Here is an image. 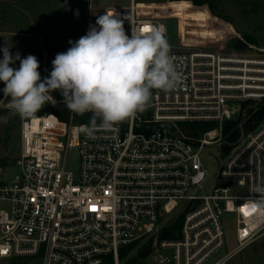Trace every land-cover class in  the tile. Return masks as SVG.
I'll return each mask as SVG.
<instances>
[{"label": "built area", "instance_id": "1", "mask_svg": "<svg viewBox=\"0 0 264 264\" xmlns=\"http://www.w3.org/2000/svg\"><path fill=\"white\" fill-rule=\"evenodd\" d=\"M137 3L116 8L129 36L148 26L166 34ZM91 23L98 27L88 22L84 35ZM170 55L181 85L153 90L146 111L111 129L88 135L90 123L72 112L66 120L48 112L22 119L17 155L0 161V264H106L108 257L120 264V250L139 239L151 242L141 264H226L264 235V214L246 203L264 185V122L242 128L227 152L222 139L223 122L264 99V56ZM193 123L216 128L193 138L182 128ZM213 146L222 157L210 174L201 153ZM8 168L17 169L12 178ZM224 214L233 216L236 247L217 257ZM179 218V228L161 237Z\"/></svg>", "mask_w": 264, "mask_h": 264}, {"label": "rangeland", "instance_id": "2", "mask_svg": "<svg viewBox=\"0 0 264 264\" xmlns=\"http://www.w3.org/2000/svg\"><path fill=\"white\" fill-rule=\"evenodd\" d=\"M130 1L0 0V50L7 47L13 57L19 53L21 59L29 54L36 56L40 64L38 70L43 80L49 77L55 56L71 47L69 40L75 42L84 36L88 22H96L97 17L104 14L105 8L128 6ZM201 1L206 2L195 4L192 0H138L137 6L148 12L146 17L165 25L166 38L171 50L190 49L264 56V0ZM211 9L216 15L212 14ZM75 10H77L76 16ZM125 32L129 35L127 31ZM243 35L249 36L253 41L248 43L244 50H232L226 46L230 39L243 40ZM2 59L3 51H0V60ZM19 63L20 61L16 60L10 67L18 68ZM4 87L5 84L0 81V161L2 163L10 162L17 155L20 123L25 119L10 106V97L2 92ZM55 93L59 91L51 92L50 96L53 97ZM53 99L55 104L52 102L49 104L62 109L63 100L54 97ZM254 104L246 102L234 118L235 122L241 123L240 129L242 124L247 122L243 111ZM46 107L41 110L44 111ZM261 122H264V119L256 123L250 122V127H255ZM243 131L248 132L249 129ZM209 153L210 155L204 150L201 158L208 172L212 174L216 167L215 159H221L222 153L215 146L210 148ZM16 171V168H8L9 178H12ZM221 222L225 244L217 257L231 252L236 247L233 216L224 214ZM145 243H147L146 239L134 242L133 247L124 254L122 263L127 264L132 254ZM151 261V258L147 259L146 264H151ZM226 264H264V235L232 255Z\"/></svg>", "mask_w": 264, "mask_h": 264}, {"label": "clouds", "instance_id": "3", "mask_svg": "<svg viewBox=\"0 0 264 264\" xmlns=\"http://www.w3.org/2000/svg\"><path fill=\"white\" fill-rule=\"evenodd\" d=\"M90 26L86 35L57 54L49 77L41 79L37 57L29 54L13 57L5 47L0 60L3 93L21 118H31L59 91L63 103L73 113H92L90 125L83 130L91 135L97 127L111 129L134 118L149 107L153 90L169 92L182 83L171 45L162 26L124 29V21L115 11L105 12ZM19 60V67H10ZM97 119L100 124L97 125ZM246 199L249 212L264 214V185L251 190Z\"/></svg>", "mask_w": 264, "mask_h": 264}, {"label": "trees", "instance_id": "4", "mask_svg": "<svg viewBox=\"0 0 264 264\" xmlns=\"http://www.w3.org/2000/svg\"><path fill=\"white\" fill-rule=\"evenodd\" d=\"M193 2H195V4H201L202 2H206V1H201V0H192ZM194 6V5H193ZM197 8H204L203 6L199 7V6H195ZM212 14L216 13L214 12V10L211 9ZM209 18L211 20V16L209 15ZM243 40L241 39H230L226 46H228L229 48H231L232 50H244L247 47L248 43H253L252 39L249 36L243 35ZM3 92V91H2ZM54 98H59L60 100H63V97L61 95V93H55L53 95ZM245 105V103L242 105V107ZM45 106L46 109L44 110L45 112L48 113H54L56 114L59 118L66 120L69 116V114L71 113V111L65 106V104H63L62 109H58L57 107H55L54 105H50L49 103L46 104ZM44 111L40 110L39 112H37L36 114H41L44 113ZM73 113V112H72ZM243 114L245 115V117L247 118V122L243 123L242 128L243 129H249L251 130L253 128L250 127L251 123H256L259 122L260 120L264 119V99L258 103H255L254 105L247 107L245 109V111H243ZM74 117L76 118L75 120H77L78 122H85V123H90V119L92 117V113H85L83 115H77L75 113H73ZM100 122L99 119H97V123ZM251 122V123H250ZM144 126V125H143ZM183 128V132L193 138L198 137L200 134L212 130L214 128H216L215 124L212 123H193V124H186L184 126H182ZM241 129L240 127H238V123L235 121H226L223 122L222 124V139L223 142H225V144L223 145V150L224 152L228 151L230 148H232V146L234 144H236L238 142V137L240 135ZM181 225V218H179L170 228V230L167 231V233H164L163 235H161V237H170L171 233L175 230H177L179 228V226ZM150 243L151 242H147L145 243L143 246H141V248L139 250H136L132 256L129 259V262L127 264H141L142 259L148 254V252L150 251ZM133 244L128 245L125 248H122L120 250V254H119V263H122V258L124 256V254L126 252H128L132 247ZM106 264H112V260L111 258H107V260L105 261Z\"/></svg>", "mask_w": 264, "mask_h": 264}, {"label": "water", "instance_id": "5", "mask_svg": "<svg viewBox=\"0 0 264 264\" xmlns=\"http://www.w3.org/2000/svg\"><path fill=\"white\" fill-rule=\"evenodd\" d=\"M160 128H162V129H164V130L169 132V127L166 124H161Z\"/></svg>", "mask_w": 264, "mask_h": 264}, {"label": "bare ground", "instance_id": "6", "mask_svg": "<svg viewBox=\"0 0 264 264\" xmlns=\"http://www.w3.org/2000/svg\"><path fill=\"white\" fill-rule=\"evenodd\" d=\"M109 11H115L116 13H117V9L115 8V9H113V8H109L108 9ZM75 16L77 15V10H75V14H74ZM91 26H92V23H91Z\"/></svg>", "mask_w": 264, "mask_h": 264}, {"label": "crops", "instance_id": "7", "mask_svg": "<svg viewBox=\"0 0 264 264\" xmlns=\"http://www.w3.org/2000/svg\"><path fill=\"white\" fill-rule=\"evenodd\" d=\"M128 5H129V4H128ZM118 7H127V6H123V5L120 6V5H118V6H114V7H107V8H105V10H106V9H109V8H113V9H115V8H118ZM75 9H77V8H75ZM105 10H104V11H105Z\"/></svg>", "mask_w": 264, "mask_h": 264}]
</instances>
